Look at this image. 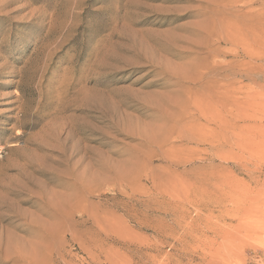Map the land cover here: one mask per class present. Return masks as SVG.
Listing matches in <instances>:
<instances>
[{
	"label": "rangeland",
	"instance_id": "obj_1",
	"mask_svg": "<svg viewBox=\"0 0 264 264\" xmlns=\"http://www.w3.org/2000/svg\"><path fill=\"white\" fill-rule=\"evenodd\" d=\"M0 158L27 264H264V0H0Z\"/></svg>",
	"mask_w": 264,
	"mask_h": 264
},
{
	"label": "bare ground",
	"instance_id": "obj_2",
	"mask_svg": "<svg viewBox=\"0 0 264 264\" xmlns=\"http://www.w3.org/2000/svg\"><path fill=\"white\" fill-rule=\"evenodd\" d=\"M203 15V14H202ZM202 27H203V24H201ZM161 35V34H160ZM142 37V36H141ZM145 37V36H143ZM149 39V38H148ZM147 39V40H148ZM151 39V38H150ZM158 39V38H157ZM146 40V38H145ZM167 40V39H166ZM135 41V40H134ZM144 41V40H143ZM149 41V40H148ZM165 42V39L163 40ZM152 42V41H151ZM154 42V41H153ZM169 42V41H168ZM135 43V42H134ZM141 43V42H140ZM138 44V43H137ZM159 44V43H158ZM135 45V44H134ZM133 45V46H134ZM154 45V44H152ZM163 45V44H162ZM165 45V44H164ZM187 46V44H186ZM135 47V46H134ZM133 47V48H134ZM140 46H137L136 45V48ZM159 47V46H158ZM157 47V48H158ZM166 47V46H165ZM142 48V46H141ZM161 48V46H160ZM135 49V48H134ZM143 49V48H142ZM137 50V49H136ZM139 51V50H138ZM141 51V50H140ZM144 51V49L142 50ZM124 52V51H123ZM137 51H135L136 53ZM142 53V52H141ZM145 54V51L143 52ZM143 54V55H144ZM142 56V55H141ZM139 57V56H137ZM146 58V57H145ZM131 62V61H130ZM147 62V61H146ZM123 65V64H122ZM168 65V63H167ZM166 66V65H165ZM146 67V66H145ZM166 68V69H165ZM164 69L165 70H169L168 66L165 67ZM116 69V68H115ZM167 70V71H168ZM172 70V69H171ZM167 73V72H166ZM169 73V72H168ZM171 73V72H170ZM171 74H174V73H171ZM180 74V73H178ZM182 74V73H181ZM184 75V74H182ZM181 75V76H182ZM185 78V77H184ZM183 78V79H184ZM186 79V78H185ZM169 81V80H168ZM180 82V81H179ZM179 82H171V79H170V82L169 83V86L171 85H174L176 83L179 84ZM167 83V84H168ZM183 85V84H181ZM168 86V85H167ZM92 99V97H91ZM146 107V106H145ZM20 122V121H18ZM19 126H21V128H23L25 125L23 123H19ZM36 134V133H35ZM34 134V135H35ZM14 137L16 139H22L23 138V134H15ZM189 140V139H188ZM29 141V140H28ZM36 141V140H35ZM191 141V140H190ZM31 142V141H30ZM33 145L35 142H32ZM39 142H36V144H38ZM37 146V145H36ZM40 146V145H39ZM43 145H41L42 147ZM38 147V146H37ZM40 147V149H41ZM44 147V146H43ZM42 147V148H43ZM17 148V146H16ZM15 151V150H14ZM12 151V154L13 152ZM17 152V151H16ZM14 152V153H16ZM9 154V153H8ZM85 154V153H84ZM72 155V154H71ZM76 155V154H75ZM74 155V156H75ZM88 155V154H87ZM14 156V154H13ZM19 156V155H18ZM22 156V155H20ZM84 156V155H83ZM72 157V156H71ZM86 157V155H85ZM22 158V157H20ZM24 158V157H23ZM22 158V159H23ZM1 159V158H0ZM10 159V158H9ZM69 159V158H68ZM82 159V158H81ZM25 159H23L22 161H24ZM71 160V159H70ZM70 160H68L70 162ZM84 160V158H83ZM90 160V159H89ZM75 161V160H74ZM85 161V160H84ZM9 162V161H8ZM11 162V161H10ZM78 162L79 159H78ZM86 162H89L88 160ZM2 163V162H1ZM13 163V162H11ZM17 163V162H16ZM22 163V162H20ZM28 163V162H27ZM77 163V161L75 162V164ZM19 164V163H18ZM24 164V163H23ZM70 164V163H69ZM86 164V163H85ZM89 164V163H88ZM21 164H19L20 166ZM28 165H32L30 163L28 164H25L24 166L27 167ZM79 165V164H78ZM87 165V164H86ZM85 165V166H86ZM9 167L10 166H13V165H8ZM18 166V167H19ZM22 166V165H21ZM73 166V164H72ZM70 166L71 170L69 169L68 171H66L65 173L63 172V174L67 175L68 178H67V182L62 184L60 182L57 181V177H62V175L60 174V172H57V170H54V172H48L46 171L45 168H38L33 170V172H38V173H41L42 176H46V180H44V187L47 186V189L43 187L39 188L38 192L36 191H32L30 187L26 186V184L28 183H31L29 182L30 181V178L27 177V172L29 170H27L25 167H20L17 169V174H19L22 178H24L23 180L26 181L25 183H22V184H19L18 186H15L17 184L15 183H6L5 182V179L7 178V174L0 173V210H3L5 209L6 213L4 212H1L0 211V264H7L9 263L10 261H13L14 264H16L17 262H28L27 260H25V251L27 250V246L26 244L28 242H30L31 240L33 241L34 240V237H35V234H33L34 230H32V228H36L34 226V224H36V220L34 218H30V217H25L27 216L28 214H26V211L25 209H27V212L30 210V207H32L34 210V212L36 211V213H38V215H40L41 217L43 218H46V219H52V218H56L57 215H58V210H60V205H62L61 201L64 199V197H72L73 196V190L75 189V186L77 185L78 180H79V176L81 177V174L80 173L78 174L76 172V167H72ZM91 166V165H89ZM4 167V166H3ZM8 167V168H9ZM15 167V166H14ZM31 167V166H28V168ZM33 167V166H32ZM82 167V166H81ZM6 168V167H5ZM7 168V169H8ZM12 168V167H11ZM86 168V167H85ZM88 168V167H87ZM90 168V167H89ZM88 168V169H89ZM4 169V168H3ZM33 169V168H32ZM2 170V166H1V169ZM6 170V169H4ZM9 170V169H8ZM6 170V173L7 171ZM90 170V169H89ZM59 171V170H58ZM82 171V170H81ZM80 171V172H81ZM85 171V169H84ZM88 172V170H87ZM84 175L86 172H83ZM90 172L88 173L87 177L90 176L89 175ZM63 175V176H65ZM50 177V178H49ZM83 178V177H82ZM80 180H82L80 178ZM79 180V181H80ZM39 182V181H38ZM28 185H32L34 186V183L33 184H28ZM62 191V192H61ZM6 195V196H5ZM21 196L22 198H18V201L16 204H18V206H22V205H26V208L24 210H22L23 212L20 213V212H17L14 208L16 205L14 202H11L7 199V197H19ZM15 201V200H14ZM14 213V215H11V213ZM31 212V211H29ZM28 212V213H29ZM33 212V211H32ZM26 214V215H25ZM39 217V216H38ZM6 220H11V222H9L8 224H3ZM38 226V224L36 225ZM40 226V225H39ZM43 227V226H41ZM40 228V227H39ZM42 230V229H41ZM40 230V231H41ZM43 231V230H42ZM45 234V233H43ZM42 234V235H43ZM26 236V238H25ZM27 237H29L30 239H28ZM39 237V236H38ZM37 237V239H39ZM32 241L30 242V244L32 243ZM38 242V241H37ZM41 242V241H39ZM38 242V243H39ZM34 243V242H33ZM33 243L31 245H33ZM38 243H34L36 245H34L35 249L38 247ZM42 247L41 244H39V247ZM25 247H26V250H25ZM36 249V251H40V249ZM30 248V247H29ZM29 248H28V252L29 251ZM32 249V248H30ZM42 249V248H41ZM38 251V252H39ZM37 252V253H38ZM27 253V252H26ZM33 254L34 252H30L29 254ZM40 253V252H39ZM31 254V255H32ZM36 254V253H35ZM26 259H28V257H26ZM25 262V263H26ZM29 263V262H28ZM27 264V263H26Z\"/></svg>",
	"mask_w": 264,
	"mask_h": 264
}]
</instances>
